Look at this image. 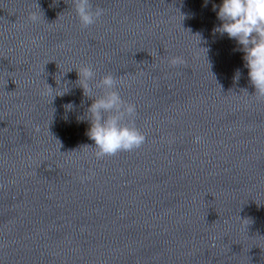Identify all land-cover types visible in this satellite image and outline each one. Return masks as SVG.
<instances>
[{
  "label": "water",
  "instance_id": "95a60500",
  "mask_svg": "<svg viewBox=\"0 0 264 264\" xmlns=\"http://www.w3.org/2000/svg\"><path fill=\"white\" fill-rule=\"evenodd\" d=\"M219 3L91 0L84 28L73 0H0V264H264V97ZM83 66L135 105L139 148L95 156Z\"/></svg>",
  "mask_w": 264,
  "mask_h": 264
},
{
  "label": "clouds",
  "instance_id": "9594fccd",
  "mask_svg": "<svg viewBox=\"0 0 264 264\" xmlns=\"http://www.w3.org/2000/svg\"><path fill=\"white\" fill-rule=\"evenodd\" d=\"M74 11L82 27L87 28L94 24L103 14L104 10L96 8L92 10L91 0H73ZM210 0H204L207 6ZM212 10L220 22L212 29L213 35L226 36L235 41L236 48L233 51L242 53L243 67L247 69V79L255 89V94L264 97V0H220L218 5L213 4ZM179 14V13H178ZM181 22L190 18L188 14L181 15ZM30 19L35 22L38 18L35 14L30 15ZM190 29L187 30L189 35ZM198 44L203 40L201 33H197ZM197 44V45H198ZM198 47V46H197ZM203 50L204 59L210 48H200ZM172 64H181V57L173 58ZM209 67L210 63L207 62ZM76 70V69H75ZM78 79L75 82L83 90V95L92 100L82 117H77L78 122L87 120L90 124L87 136L94 142L95 156L102 158L112 156L121 151H132L139 148L145 140L144 135L135 127V105L126 103L120 94L115 91L117 81L111 75H105L93 85L95 73L90 67L83 66L76 70ZM241 77V70L236 69L233 74V81L238 82ZM61 80V79H60ZM68 81L56 89H47L55 97L68 95L70 89ZM57 84V82H56ZM95 88H102L105 94L97 97ZM65 112H71L76 107L69 101L64 106ZM127 118V123L125 120ZM67 120V115L64 117ZM35 132L39 133L40 128L36 127ZM199 138H196V142ZM60 144V143H59ZM61 145V144H60ZM85 147V146H84ZM88 147V146H87Z\"/></svg>",
  "mask_w": 264,
  "mask_h": 264
}]
</instances>
